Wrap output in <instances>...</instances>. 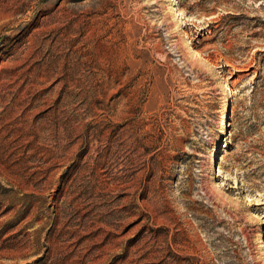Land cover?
<instances>
[{"label": "rangeland", "instance_id": "1", "mask_svg": "<svg viewBox=\"0 0 264 264\" xmlns=\"http://www.w3.org/2000/svg\"><path fill=\"white\" fill-rule=\"evenodd\" d=\"M0 264H264V0H0Z\"/></svg>", "mask_w": 264, "mask_h": 264}]
</instances>
